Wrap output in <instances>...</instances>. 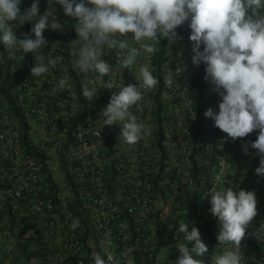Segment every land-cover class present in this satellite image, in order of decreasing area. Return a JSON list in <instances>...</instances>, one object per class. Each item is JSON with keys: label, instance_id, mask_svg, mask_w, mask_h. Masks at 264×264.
I'll list each match as a JSON object with an SVG mask.
<instances>
[{"label": "built area", "instance_id": "1", "mask_svg": "<svg viewBox=\"0 0 264 264\" xmlns=\"http://www.w3.org/2000/svg\"><path fill=\"white\" fill-rule=\"evenodd\" d=\"M31 3L22 0L21 11ZM46 7V0H40V14ZM56 15L67 23L61 31L45 30L48 47L41 51L45 60L61 54L64 61L41 77H31V53L22 57L0 45V264H93L97 252L105 258L111 253L109 264H175L180 255L176 244L184 242L178 231L183 220L189 230L198 228L208 248L201 259L209 264L210 256L223 248L217 247L218 225L209 212L208 193L221 187L255 191L257 216L241 247L247 264H253L250 257L264 258V244L250 235L264 222V178L254 174L259 157L242 150L257 131L235 141L220 130L198 135L193 102L198 67L191 63L187 22L181 25L182 39L171 46L164 39L162 54L159 44L150 60L145 54L122 69L114 51L105 56L114 67L105 83L138 85V67L145 63L160 81L151 90L141 89L142 100L130 109L138 122L160 119L150 128L152 132L159 126L157 152L163 154V173L173 177L153 184L158 153L145 150L141 141L123 143L120 125L102 127L99 113L116 89L97 84L98 96L92 101L80 94L82 76L74 70L75 21L58 5ZM31 26L16 28L17 38ZM168 69L174 74L171 86L164 82ZM61 78L67 81L64 88L58 87ZM212 87L207 82L205 93L217 105L220 98ZM195 166L198 194L192 202L183 192L195 185ZM77 220L79 226L71 228Z\"/></svg>", "mask_w": 264, "mask_h": 264}, {"label": "clouds", "instance_id": "2", "mask_svg": "<svg viewBox=\"0 0 264 264\" xmlns=\"http://www.w3.org/2000/svg\"><path fill=\"white\" fill-rule=\"evenodd\" d=\"M21 5L22 0H0V45L6 51L18 50L22 57L28 53L33 55L32 78L48 73L50 66L64 61L61 54H50L45 60L41 51L48 47L43 35L45 30L61 31L67 23L61 22L56 15V6H60L63 15L75 21L72 25L77 37L73 42L74 70L82 76L80 94L92 101L98 96L97 84L106 89H116L108 104L101 109L98 120L102 127L120 125L119 139L123 143L134 145L141 141L145 150L155 149L159 157L156 162L158 169L151 175L153 184L161 159L163 164V154L160 157L157 152L160 150L153 146L154 134L160 129L151 132L150 126L155 127V121L149 125L138 122L130 109L142 100L141 89L151 90L160 81L150 70V65L145 63L138 69V85L105 83L103 78L114 70L108 63L110 59L105 56L107 50L114 51L122 69L134 65L137 58L145 54L150 60L162 39H167L169 46L182 39L179 36L182 34L181 25L187 22L191 63L198 67L195 78L197 92L193 97L197 119L199 112L194 98L198 95L199 71L204 65L201 80L204 93L200 105L209 108L203 115L213 121L216 131L226 134L225 139L235 141L257 131L255 140L245 142L242 150L244 155L259 157L254 174L264 178V0H46L43 14L39 12L40 0H32L23 11ZM25 23L32 25L30 31L18 39L15 29ZM93 74L94 79H89ZM173 75V71L168 69L164 82L169 86L174 83ZM207 82L220 98L217 105H213V95L205 93ZM66 83V78H61L58 87L64 88ZM75 95L73 92L72 96ZM154 114L157 115V111ZM158 121L160 123V119ZM248 138L250 140L251 137ZM249 149L254 151L250 153ZM163 169L164 165L162 172ZM197 194H188L192 202ZM208 194L209 212L218 225L217 247L223 248V251L210 256L209 264H247L241 242L257 216L255 191L221 187L210 190ZM78 226V220L70 225L73 229ZM89 230L87 227L85 236ZM178 231L183 234L184 242L176 244L180 255L175 264H205L201 258L208 248L198 228L193 226L189 230V225L183 220ZM250 235L264 244V222ZM92 258L93 264H109L114 259L111 253L105 258L99 252ZM248 259L253 264H264V258Z\"/></svg>", "mask_w": 264, "mask_h": 264}, {"label": "trees", "instance_id": "3", "mask_svg": "<svg viewBox=\"0 0 264 264\" xmlns=\"http://www.w3.org/2000/svg\"><path fill=\"white\" fill-rule=\"evenodd\" d=\"M165 47V42H164V39H162L160 41V46H159V53L160 55L162 54V51H163V48ZM159 61L161 60V57L158 58ZM204 65L202 66V68L200 69L199 71V79L197 81V84H198V95L194 98V101H195V105H196V110L199 112V116H198V122H197V125H196V129L198 130V135L203 133V132H206V133H215L217 132V128H215L213 126V121L210 119V118H206L203 113L209 108V106L203 108L201 107L200 105V102L201 100L203 99V89H202V83H201V80L203 78V74H204ZM12 83H15V80L12 82ZM83 113H85V109L82 110ZM82 115V114H81ZM156 116V114H155ZM159 123V121H155V124ZM159 129V126L158 128ZM25 138V137H24ZM153 146L155 148H157V150H161V144H160V131L159 130H156L155 134H154V143H153ZM160 164V170H159V173L155 174L154 177H153V181L154 183L156 184L159 180H162V179H171L173 177V175L169 174V173H163L161 168H162V159L161 161L159 162ZM199 171V168L195 166V168L192 169V178H195V185L193 186V189L192 191H189V192H193L194 194L197 193L196 191V177H197V173ZM252 173V169H251V172ZM255 181V179L253 180V182ZM252 182V183H253ZM261 187L263 188L264 187V184L261 185ZM189 192H183V194L185 195H188ZM178 202H182V200H178Z\"/></svg>", "mask_w": 264, "mask_h": 264}, {"label": "crops", "instance_id": "4", "mask_svg": "<svg viewBox=\"0 0 264 264\" xmlns=\"http://www.w3.org/2000/svg\"><path fill=\"white\" fill-rule=\"evenodd\" d=\"M128 35L131 36V34H128ZM138 68H139V67H138ZM137 72H138V71H137ZM129 84H130V83H129ZM145 123L149 125V124L151 123V121L148 120V121H146Z\"/></svg>", "mask_w": 264, "mask_h": 264}]
</instances>
